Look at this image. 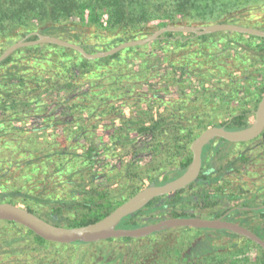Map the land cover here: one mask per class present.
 Segmentation results:
<instances>
[{
  "label": "trees",
  "instance_id": "16d2710c",
  "mask_svg": "<svg viewBox=\"0 0 264 264\" xmlns=\"http://www.w3.org/2000/svg\"><path fill=\"white\" fill-rule=\"evenodd\" d=\"M261 5H264V0H0V38L3 36L8 44H12L32 32L44 35L56 33L61 39L64 37L66 39L63 40L79 44L87 52L93 53L99 48L107 50L109 46L142 38L166 25H208L215 10L219 12L214 18L215 23L248 26L250 23L244 20V13ZM147 16L159 23H145ZM33 20L36 24L32 23ZM216 34L226 32L204 35L194 40L185 39L191 34L165 33L150 44L128 48L98 60H86L73 50L51 44L15 51L0 63V201L21 206L49 223L78 227L101 220L145 187L143 183L123 185L119 192H115L117 190L111 188L112 184L106 186L98 182L103 177L111 181L105 172L106 159L117 158L120 166L126 158L123 178L129 177L131 180L137 175L131 169L134 157L144 154L159 156V165L163 168L157 175L149 176L147 186L164 184L182 174L191 161L189 146L194 139V129L203 130L208 126L199 123L193 127L190 125L193 118L176 117V112L193 108L189 106L191 93L180 89L177 98L166 96V93L171 94L175 88L182 86L188 75L191 78L186 83H191L202 96L212 88L211 98L207 99V96L205 104L214 98L222 102L235 101V112L238 113L223 118L219 126L229 130L247 127L253 117L252 109L256 108L264 93V84L255 93L238 86L230 88L231 78L224 76L229 70L230 73L238 70L229 69L230 58L221 54L204 53L206 61L223 76L213 87L202 79L197 80L199 73H195L190 64L181 65L175 59L177 50L186 51L193 43L204 45ZM107 37L111 39L101 41ZM34 39L36 36L28 38ZM258 39L264 42L263 38ZM170 44L172 49L169 48ZM151 47L154 50L147 52ZM257 50L252 55L237 51L231 57L251 67V57L264 59V47L258 46ZM196 53L198 50L188 52L181 60L186 61L188 55ZM152 79L159 85L161 95L152 96L138 87L154 88ZM85 86L88 87L83 89ZM61 92L70 96L62 109L70 120L59 125L62 131L57 132L55 123L50 122L45 112L50 105L58 103ZM242 93L255 96L252 109L240 102ZM123 115L128 117L126 130L115 126L105 129L103 122L107 117L115 122ZM26 118L36 124L27 127ZM38 124L44 125L43 129L47 131L39 128ZM130 127L134 129L135 136L130 134ZM98 135L106 142L90 141V138ZM136 137H147L148 140L133 150ZM218 141L221 146L227 143L223 139ZM261 142L264 143V134ZM174 162L177 164L172 166ZM208 167L212 172L206 173ZM14 170H19V175H12ZM24 171L47 173L48 176L49 173L50 176L65 175L66 182L72 186V196L61 198L53 193H42L41 197L31 192L36 189L32 186L24 196L18 197L19 203L3 199L4 191L8 189L5 182H9L8 186L13 187L17 195L24 193L23 184H15V179L19 180L17 183L23 182V178L30 179L31 176ZM214 172V167L206 165L200 179L209 184ZM240 192L228 197L238 200L244 191ZM222 195L223 191L219 188L212 190L208 186L192 183L175 193L155 198L143 209L124 218L118 227L136 228L162 215L195 217L184 210L194 209L199 204L212 207L216 203L213 197ZM26 197L33 202L32 205L27 204ZM241 206L250 207L252 202L245 198ZM222 213L218 210L212 216L218 218ZM255 213L264 220V210ZM6 223L18 228L16 233L20 237L31 239L41 248H47L50 244L15 223ZM19 228L26 230V234L21 235ZM175 230H165L142 239H109L96 244L120 245L122 264H236L237 259L243 257V252L239 254L235 250L218 251L212 248L208 238L206 246H200L196 251H182L169 244L171 238L168 236ZM215 234L249 242L227 231ZM18 239L5 240L3 245L11 247L10 251L14 253L16 249L12 245ZM74 244L86 245L81 242Z\"/></svg>",
  "mask_w": 264,
  "mask_h": 264
},
{
  "label": "rangeland",
  "instance_id": "374dc122",
  "mask_svg": "<svg viewBox=\"0 0 264 264\" xmlns=\"http://www.w3.org/2000/svg\"><path fill=\"white\" fill-rule=\"evenodd\" d=\"M225 1V0H224ZM219 14L216 10L214 11V17H211L209 19V24H213L214 18L216 15ZM244 20H247L250 24L246 27L255 28L258 30L264 31V5H261L259 7H254L251 10L247 11L243 15ZM105 21V17L103 18ZM145 23L150 25H156L159 23V21H154L151 16H147V19L144 20ZM149 22V23H148ZM32 23L36 24V21H32ZM45 25V24H44ZM245 26V25H243ZM157 29H154L151 31V33L147 34L146 36L152 34ZM50 36L57 37L61 39V36H58L56 33H48ZM144 36V37H146ZM185 36V35H184ZM63 39H66L63 37ZM111 37L103 38L101 39L102 42H107L110 40ZM92 41V40H91ZM15 41L11 42L14 43ZM234 42V43H233ZM236 42V43H235ZM240 44H238V43ZM233 43V44H232ZM9 45L8 42L4 39L2 36L0 38V54L5 50ZM261 46L264 47V42L258 39V37L249 36V35H242L238 33L233 32H226V34H216L213 36V39L208 40L205 42L204 45H201L199 43H193L190 46H188L185 50H177L175 53V59L178 60V62L181 65L184 64H190V67L195 71V73H199L197 80H203L205 83L211 84L213 86H216L215 82L218 81L220 78H222V74H220V71L218 69H213L214 67H211L213 65H210L206 61V56L204 53L211 52L216 55L226 56L229 57V62L231 65H229V69H236L237 72H231L230 70L224 77L231 78L229 79V87L230 88H247L251 92H257L258 88L261 87L264 84V65L262 67L261 64L264 63L263 59H258L251 57L252 66L248 67V65L240 64V61H235L233 59L234 53L237 51H245L247 54H254L257 53V47ZM113 46H109L111 48ZM107 48V49H109ZM170 49L173 48L172 44L169 46ZM106 50L105 48H99L98 51ZM151 50H154V47H151L147 52H150ZM198 50V53L194 55H188V59L186 61L181 60V57H184L188 52ZM186 57V56H185ZM212 68V69H211ZM240 70V71H239ZM1 74V72H0ZM202 74V75H201ZM191 78V76H187L186 81H183V85L179 86L178 88H175V90L169 94L166 93V96L169 98H177L179 96L180 89H184L185 92H188L190 95L189 98V106L193 107L192 109L188 110L191 112H202V115H204V118L202 119L203 122H207L208 120L213 122H219L221 121L226 112H232L237 111L236 103L234 100H229L226 102H222L218 98L211 99V101L208 102V104L204 103V100L210 99L212 94V88L207 91V94L205 93L204 96L199 93L196 88L189 83L186 82ZM193 78V77H192ZM194 79V78H193ZM196 80V81H197ZM152 84L155 85L154 88H142V86L138 85V87L142 90V92H150V94L153 96V94H159V85H157V82L152 79ZM194 82V81H193ZM198 82V81H197ZM196 83V82H195ZM187 86V87H185ZM88 86H85L83 89H86ZM82 91V89H81ZM226 94V93H224ZM164 95V94H163ZM208 98L206 99V97ZM156 97V96H154ZM70 96L64 95L62 92L59 94L58 97V103L50 105L46 109V116L50 119V122L55 123L56 131L61 132L62 127H58L59 125L65 124L66 122H69V117L65 116L64 113H62V109L64 108L65 100H68ZM255 96H249L248 94H241L240 95V102L245 105L247 108H253L252 102L254 101ZM258 104V103H257ZM154 108V106H151ZM256 108H253L252 111H254ZM120 115V114H118ZM253 117H251L252 120ZM128 119L127 115L119 116L114 120H109L108 117L104 120L103 124L105 129L111 128L112 126L118 128H123L126 130L127 125L125 121ZM25 122L27 124V127H32L36 123H32V120L25 119ZM37 122V121H36ZM205 124V123H204ZM39 125V128L43 129L44 125ZM191 126L194 127L195 124L191 123ZM58 127V128H57ZM45 132L47 131L46 128L43 129ZM130 134L132 136H135L134 129L129 128ZM200 129H194V138L198 136L200 133ZM102 132V131H99ZM126 132V131H123ZM98 135L97 137L90 138V141H95L96 143L105 141L103 138L100 139ZM147 137H136V141L134 142L133 150H137L139 145L141 143L147 142ZM72 143L73 141H69V143ZM106 142V141H105ZM104 142V143H105ZM219 145L221 142H219ZM79 144V143H78ZM223 145H229L228 143H223ZM221 146V145H220ZM248 145H238L234 146L232 148L233 153H238L244 148H246ZM207 149V148H206ZM260 151V150H259ZM257 149L253 152V157L259 152ZM123 163L119 166V161L117 158H112L109 160H105L104 163L106 164V174L109 176L111 181H107L108 179L106 177L98 179V182L104 184L107 186V184H112L111 188L113 190H117L115 192H119L120 186L123 185H137L143 183L145 187L148 184L149 176L157 175L160 170L163 168L161 167L159 162V156H154L153 154L149 155H138L134 157V159L131 160V169L132 172L137 174L135 177H131L130 180L129 177H124L125 175V167L127 166L126 158L122 160ZM254 162V167H252L249 174H241L237 177H230L229 180L231 182H219L218 184H222L224 187V193L226 196H228L229 193L233 194H240V190H243L244 192L241 194L242 198L236 200L241 201L250 200L252 203L256 204L260 202L261 200L264 201V162ZM177 162H174L172 166L176 165ZM168 166H165V169ZM19 170L12 171V175L17 176L19 175ZM25 174L30 175V179L23 178L21 179L23 182L17 183L19 180L15 179L16 186H20L23 184V192L20 195H17L13 187H9V182H5L4 185L7 186V190L4 191V197L3 199H12L15 202L19 203V198L21 195L24 196L25 192H28L31 190L32 186H35L36 189L31 190L34 194H39L41 197H43L41 194H50L53 193L55 197H61V198H70L72 196L71 190L72 186L69 185L66 182V176L63 174H55L51 175L49 173V176L47 173H30V171H24ZM30 189V190H29ZM228 197L223 198V202H218L212 207H204L202 204L197 205L194 209H185V213L188 215L194 214L195 217L202 218V219H214L212 216L213 213H215L218 210H222L225 208H228L232 205H234L233 200H231L228 203H224V200H227ZM27 202V204L32 205L33 202L29 198H24ZM5 201H0V203ZM180 206H178L177 209H179ZM40 208V207H36ZM254 214H251L249 217H236V219H239L237 221H234L235 224H238L252 233H254L256 236H258L260 239L264 241V220H258L254 219ZM169 218L167 215L159 216L152 221H149L147 224L155 223L160 220ZM147 218H144L146 220ZM233 222V221H232ZM65 226V225H62ZM22 227V226H21ZM66 227V226H65ZM18 228L12 227V225L1 222L0 223V264H122V259H120L121 253V246L116 244H86V245H75V244H68V245H55V244H48L47 248H41L37 246L31 239H24L23 237H20L16 231ZM19 230L22 232L21 235L26 234V230L19 228ZM219 230H197V229H191V228H176V230L168 237L171 238V242L169 244H172L174 247H177L181 249L182 251H188L190 249L197 250L200 246H206L208 244V239H210L211 247L214 249H217L218 251H231L235 250L240 252H243V257H239L237 259L236 264H264V250H262L260 247L255 245L251 241H245L242 238H235L228 235H217L215 232H218ZM228 232V231H227ZM230 233V232H229ZM236 234L232 233V236ZM12 238H19L17 242L12 245L13 248L16 249V252L12 253L10 250L11 247H8L6 245H3V242L8 239ZM99 243V242H98ZM210 249V248H209ZM11 252V253H9ZM123 256V255H122Z\"/></svg>",
  "mask_w": 264,
  "mask_h": 264
},
{
  "label": "water",
  "instance_id": "95a60500",
  "mask_svg": "<svg viewBox=\"0 0 264 264\" xmlns=\"http://www.w3.org/2000/svg\"><path fill=\"white\" fill-rule=\"evenodd\" d=\"M219 32H233L264 39L263 30L231 23H213L197 26L166 25L146 37L127 40L107 50L89 53L79 44L50 35L32 32L3 50L0 54V63L18 49L42 44H51L73 50L79 53L86 60H98L113 56L128 48L150 44L158 40L160 36L165 33H183L193 34L195 36H204ZM31 36H36V39L28 40ZM253 114V121L243 129L227 130L224 127L211 126L203 130L190 143L189 148L191 151V161L181 175L164 184L148 185L142 188L122 204L117 206L107 216L95 223L78 227L59 226L49 223L27 209L9 202L0 203V222L15 223L31 231L46 242L61 245L74 244L78 242L92 244L109 239L121 238L142 239L165 230L191 228L197 230L206 229L228 231L248 239L264 250V241L262 239L248 229L233 222L224 220L226 214L214 219H202L190 216L169 217L158 222L145 224L136 228L118 227L124 218L143 209L155 198L175 193L194 183L201 170L203 148L213 139L220 138L227 142L240 143L252 141L258 138L264 130V93L261 95ZM245 210H248V208Z\"/></svg>",
  "mask_w": 264,
  "mask_h": 264
},
{
  "label": "flooded vegetation",
  "instance_id": "af4514ba",
  "mask_svg": "<svg viewBox=\"0 0 264 264\" xmlns=\"http://www.w3.org/2000/svg\"><path fill=\"white\" fill-rule=\"evenodd\" d=\"M197 37H201V36H195V35L191 34L190 36H186L185 39L186 40L187 39L194 40ZM263 65H264V63H262L260 67H262ZM237 113L238 112H235V111L226 112L224 118L225 117L230 118V117L236 115ZM253 113H254V111L251 112V114L254 117ZM176 114L179 115V116L176 115V117H178V118L183 117V116H185L186 118H193V120L190 122L195 124L194 126H197L199 123H202L203 122L202 119L204 118V115H202V112H191V111H182L181 112L180 111V112H176ZM252 121H253V118H252V120L251 119L249 120V124H251ZM204 123L206 125H208L206 128L211 127V126L222 127V126L218 125V123H220V121L219 122H213V121L208 120L207 122H204ZM205 129H203V130H205ZM203 130H201L200 133ZM227 130H229V129H227ZM263 134H264V130L258 138L254 139L252 141H247V142L231 143V142L226 141L229 144L226 146L225 145H223V146L219 145L218 140L220 138L213 139L209 144H207L203 148L201 170H200L198 177L194 183H198L201 186H208L212 190H216V188L221 189L223 191L224 195H222V197L221 196H219V197L214 196L213 200L216 201V203L223 202L224 197H228L229 194H233V193H229L228 196H226L224 193V187L222 186V184H218L219 182H222V183H224L226 181L231 182V180H229L230 177H237L241 174H243V175L249 174L252 167H254L253 160L255 162H260V161L264 162V143L261 142V140L263 139ZM238 145H240V146L248 145V146L246 148H244V150L235 154L232 152V148L234 146H238ZM256 149L258 151L259 150L260 151L255 155V157H253V152ZM206 165L212 166L215 169V172L211 174V180H209V182H210L209 184H208V181L200 179V175L202 173V170L204 167L206 168ZM210 172H212V171L208 167L206 170V173H210ZM230 201L231 200L228 197L227 200H224V203H228ZM242 202H243V200L236 201L234 203V205H232L228 208L222 209L221 211H223V213L221 214V216L226 214V216L224 217V220L229 221V222L233 221V223H234V221L239 220V219H236V217H238V216L239 217H241V216L242 217H244V216L249 217L251 214H254L253 215L254 219L262 220L260 215L255 213V212L264 210V204H262V203H264V201L261 200L260 202H258L256 204L252 203V206H250V207H242L241 206ZM246 208H248V210H245ZM244 212H247V213L244 214ZM221 216H219V217H221Z\"/></svg>",
  "mask_w": 264,
  "mask_h": 264
}]
</instances>
